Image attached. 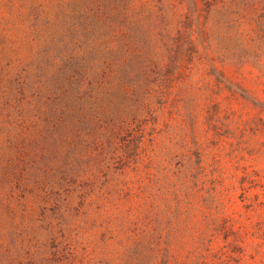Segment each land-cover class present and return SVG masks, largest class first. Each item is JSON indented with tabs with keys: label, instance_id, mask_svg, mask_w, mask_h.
Listing matches in <instances>:
<instances>
[{
	"label": "rangeland",
	"instance_id": "1",
	"mask_svg": "<svg viewBox=\"0 0 264 264\" xmlns=\"http://www.w3.org/2000/svg\"><path fill=\"white\" fill-rule=\"evenodd\" d=\"M205 2L197 53L178 0H0V264H264V0Z\"/></svg>",
	"mask_w": 264,
	"mask_h": 264
},
{
	"label": "trees",
	"instance_id": "2",
	"mask_svg": "<svg viewBox=\"0 0 264 264\" xmlns=\"http://www.w3.org/2000/svg\"><path fill=\"white\" fill-rule=\"evenodd\" d=\"M178 5H186V10L184 13L181 14V23L182 27L186 29L192 37L194 36V39L191 37V42L194 43V48L196 52L201 51L200 47V41L202 42L205 37V29L206 24L201 21V19H198L199 12L202 14V9L200 11L199 0H178ZM245 2V0L242 1L241 4H239L238 0H206L205 4L209 6V8L203 9L205 12L203 15L206 17H210L211 15H217V21L218 23H221L223 26L228 27L233 22L234 13H241L240 11L242 4ZM198 8V9H197ZM232 19V20H231ZM182 28V30H183ZM181 39V38H180ZM181 49L179 52H183L184 50V42L181 40H178L177 42V50ZM172 50L175 52V49L172 48ZM175 54L172 55V62L174 61L176 57L177 62V56ZM130 148H134L135 142L133 140H130L128 144H126ZM204 255H202L201 258H203ZM157 264H160L157 262ZM164 264H167V262H164Z\"/></svg>",
	"mask_w": 264,
	"mask_h": 264
}]
</instances>
